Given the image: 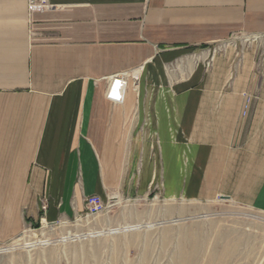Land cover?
Listing matches in <instances>:
<instances>
[{
  "label": "crops",
  "instance_id": "crops-1",
  "mask_svg": "<svg viewBox=\"0 0 264 264\" xmlns=\"http://www.w3.org/2000/svg\"><path fill=\"white\" fill-rule=\"evenodd\" d=\"M49 2L0 0V197L15 221L20 207L26 225L78 223L85 198L159 181L264 214V0Z\"/></svg>",
  "mask_w": 264,
  "mask_h": 264
},
{
  "label": "rangeland",
  "instance_id": "rangeland-1",
  "mask_svg": "<svg viewBox=\"0 0 264 264\" xmlns=\"http://www.w3.org/2000/svg\"><path fill=\"white\" fill-rule=\"evenodd\" d=\"M167 192L159 181L143 197L102 199L103 214L52 225H26L20 207L15 221L14 209L9 213L2 204L8 198L1 196L0 264H264L263 213L228 199H186L183 188L173 197ZM127 225L141 227L60 241Z\"/></svg>",
  "mask_w": 264,
  "mask_h": 264
},
{
  "label": "built area",
  "instance_id": "built-area-1",
  "mask_svg": "<svg viewBox=\"0 0 264 264\" xmlns=\"http://www.w3.org/2000/svg\"><path fill=\"white\" fill-rule=\"evenodd\" d=\"M51 5L49 0H27V10L29 13L42 12L44 10L50 9ZM125 81L121 79H115L110 82L107 90L106 97L110 100L121 102L122 93ZM249 99L247 98L246 104L243 108V115L246 114L248 109ZM44 204V203H43ZM106 203L98 196H89L85 198V209L87 216H95L98 214H103L106 211ZM42 211L46 210V206L41 207Z\"/></svg>",
  "mask_w": 264,
  "mask_h": 264
},
{
  "label": "bare ground",
  "instance_id": "bare-ground-1",
  "mask_svg": "<svg viewBox=\"0 0 264 264\" xmlns=\"http://www.w3.org/2000/svg\"><path fill=\"white\" fill-rule=\"evenodd\" d=\"M140 227H141L140 225H127V226H123L122 228H118V229H107V230L87 233V234H83V235H77V236L73 235V236L62 237L60 241L63 243V242H66L68 240H74V239L76 240V239L92 238V237H98V236L107 235V234L113 235V234H117L119 232L133 231V230H136ZM150 227H152V225L146 226V228H150ZM39 243H41V245H45V243L47 244L48 242L47 241H39Z\"/></svg>",
  "mask_w": 264,
  "mask_h": 264
},
{
  "label": "water",
  "instance_id": "water-1",
  "mask_svg": "<svg viewBox=\"0 0 264 264\" xmlns=\"http://www.w3.org/2000/svg\"><path fill=\"white\" fill-rule=\"evenodd\" d=\"M221 199H228V198H226V197H221Z\"/></svg>",
  "mask_w": 264,
  "mask_h": 264
}]
</instances>
